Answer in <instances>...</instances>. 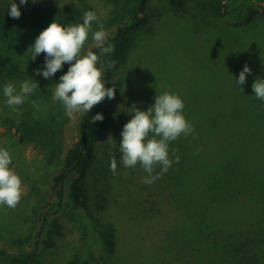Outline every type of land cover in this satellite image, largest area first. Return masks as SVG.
I'll list each match as a JSON object with an SVG mask.
<instances>
[{
	"label": "trees",
	"instance_id": "obj_1",
	"mask_svg": "<svg viewBox=\"0 0 264 264\" xmlns=\"http://www.w3.org/2000/svg\"><path fill=\"white\" fill-rule=\"evenodd\" d=\"M257 1L158 0V11L152 13L146 11L150 7L143 0L129 13L128 27L119 24L106 42L105 46H115L114 51L101 57L105 87H114L115 98L123 105L113 107V99L105 98L81 115L77 140L66 146L68 116L62 103L52 96L53 86L70 65L44 79L35 73L43 69L45 54L32 61L28 50L54 20L67 27L82 23L84 13L68 5L31 2L20 6L19 0H14L21 17L13 19L8 14L11 0H0V128L10 141L4 144L0 137V148L10 152L16 164L10 167L27 185L15 209L0 206V238L5 240L9 233L29 224L26 237L9 241L10 248L0 245V264H50L49 256L64 236L68 221L79 224L89 240L88 247L72 248L69 259L73 257L67 264H264V102L253 91H243L239 101L236 97L231 101L232 106L189 109L193 90L189 79L194 77L183 65L190 58L177 57V49L182 53L209 47L213 53L228 54L242 68L245 64L250 67L251 53L264 44V5L260 7ZM99 24L93 23V32L99 30ZM166 25L183 29L180 38L171 36L163 45L170 52V65L160 60L154 71L152 67L137 69L145 46L149 49L161 36L171 33L157 36L158 28ZM90 40L91 33L83 53ZM91 51L100 55L97 48ZM259 62L255 65L258 70L251 74L264 79V63ZM29 78L39 87L19 106L22 114L18 116L6 105L3 88L11 82L19 91L20 84ZM234 79L229 82L236 83ZM165 91L180 96L183 114L193 121L194 133L210 132L212 145H203L193 135L189 148L192 160L180 157L161 179L148 185L143 183L147 173L139 163L124 167L119 143L110 140V131L116 120L125 125L132 118L129 110L133 104L147 111L155 96ZM32 101L38 103L39 110ZM97 114L104 119L92 124L91 118ZM28 146L37 152L32 160L22 155ZM173 150L178 156V139L169 145V156L174 160ZM112 156L117 159L116 174L110 170ZM239 157L240 163H236ZM189 170L195 195L175 230L170 213L176 207L165 179L175 177L178 182L179 175ZM129 171L141 174L131 176ZM159 172L157 167L154 174ZM127 212L130 225L135 221L134 227L128 222V231H133L131 239L128 232V252L131 248L136 251V257L128 255V261L119 251L118 222L126 223L120 214ZM157 218L162 226L157 225Z\"/></svg>",
	"mask_w": 264,
	"mask_h": 264
},
{
	"label": "clouds",
	"instance_id": "obj_2",
	"mask_svg": "<svg viewBox=\"0 0 264 264\" xmlns=\"http://www.w3.org/2000/svg\"><path fill=\"white\" fill-rule=\"evenodd\" d=\"M29 0H19V5H27ZM33 3L36 0H32ZM8 14L13 19L21 17L19 6L11 0ZM98 17L94 11H87L82 16V23L69 24L67 27L55 22L44 29L34 44L29 48L31 60L45 54V63L42 70L38 69L35 75H42L44 79H50L62 70L65 64L70 65L67 72L60 76V82L53 86L52 99L62 103L65 114L74 118L77 114L83 115L92 111L93 107L104 101L115 98L116 89L105 87L104 61L101 59L106 54L114 51V45H106L108 39L104 25L99 24V30L93 32L92 25ZM91 33L94 47L100 50V55L89 50L83 53L86 41ZM111 67V64H109ZM251 74L247 64L239 73L237 84L241 87L246 83V76ZM39 87L37 81L29 78L24 80L19 91L11 82L3 88L5 103L8 107L21 115L19 106L25 103ZM242 89V88H241ZM254 96L264 102V79L257 78L252 84ZM154 105L147 111H142L132 105V118L124 125L121 132L119 150L121 160L126 168L136 166L138 163L143 168L146 177L143 183L151 185L161 179L164 173L172 167L173 163H179L180 157L175 155L173 160L169 156V145L181 135L188 137L195 131L194 126L183 114L184 103L177 94L165 91L156 95ZM33 106L39 110L36 101ZM102 114L91 118V123L102 122ZM19 123V120H17ZM111 138V137H110ZM13 157L7 149L0 148V206L15 209L21 201L23 194L22 180L10 165ZM159 173H155L156 168ZM110 170L113 174L117 171V159H110Z\"/></svg>",
	"mask_w": 264,
	"mask_h": 264
},
{
	"label": "rangeland",
	"instance_id": "obj_3",
	"mask_svg": "<svg viewBox=\"0 0 264 264\" xmlns=\"http://www.w3.org/2000/svg\"><path fill=\"white\" fill-rule=\"evenodd\" d=\"M32 0H29L28 3H31ZM39 4L43 5H68L71 8H80V10L83 11V13L87 11H94L97 14L98 22L102 23L104 26V30L107 32L108 39L107 41L112 38L116 31L117 26L120 24L124 26L125 28L128 27V15L132 13V11L139 5L143 3V0H123L120 3H109L105 0H36ZM158 0H146V6L148 5L150 9L146 7V11L156 13L158 11L157 6ZM257 5L262 7L264 5L263 0H259L256 2ZM131 5V7H129ZM129 7V8H128ZM130 13V14H129ZM169 18V15L167 16ZM113 21V24H110V22ZM166 28L159 27L157 31V36H160L162 33H165V31H170L167 36L157 39L155 43H153L150 48H147V45L142 50L139 61L136 64L137 69L141 70L142 67H152L154 71L156 69L157 64L160 60L168 61V53L164 50V43L168 42L172 38L171 36H176L177 38H180L183 32V29L180 27H175L172 29L171 26L166 25ZM174 38V37H173ZM106 41V42H107ZM203 42L205 45L206 43ZM90 46L88 47L87 51L92 50L94 47L93 40L89 41ZM168 44V43H167ZM166 46V45H165ZM182 50V49H181ZM181 50L177 49L178 56L180 57H189V62L184 63V67L188 71H190L191 77H194V79H189L190 86H193V90L190 96V100L188 102L189 109H193L196 107L199 108H210L214 106H232L233 103L231 102L235 97L237 101H239L238 96L241 95L239 92H249L253 91L252 84L257 79L256 75L250 74L246 76V83L243 86H239L236 83H230V78L235 77V81H238L239 73L243 70L242 67L236 65L229 57L228 54H221L219 52H211L209 47L203 49V50H194L193 52L184 51L181 53ZM86 51V52H87ZM254 52L251 53L253 56L249 62L252 63V65L249 67L251 69V73H256L258 69L255 68V65L261 63L262 61L264 63V44L253 50ZM86 54V53H85ZM262 57V58H260ZM165 63V61H164ZM168 64L170 65V62L168 61ZM182 70V68H181ZM187 76L188 73L184 72ZM188 79V77H186ZM242 88V89H241ZM234 91V92H233ZM126 92V91H125ZM124 92V93H125ZM188 101V100H187ZM113 107L115 105L119 106V104H122L119 99L115 98L113 99ZM104 105V104H103ZM81 115L77 114L74 118H69L66 123L65 127V144L72 145L74 141L77 140V133L79 128ZM193 124V121L191 122ZM124 124L120 123L119 121L113 126V128L110 131V140L116 141L120 144L121 132L123 130ZM225 131L222 130V134ZM193 135H197V138H199L200 142L203 145L208 146V144H211L210 142V132H203V131H197L196 133H193L192 135L188 137H184L181 135L179 140V157H185L187 160H192L191 155V149L190 144L193 139ZM0 137L2 140V143L7 144L9 143V139L7 138V132L4 131L3 128H0ZM17 143H19L17 137H14L13 139ZM217 146V137H214V142ZM212 145V144H211ZM189 150V151H188ZM188 151V153L185 155V153ZM36 151L32 148V146H28L26 148L22 149V155L25 156L27 160H32L36 156ZM236 163H240V157L235 160ZM225 163L230 166L228 162L225 161ZM13 166H16L15 162L12 163ZM191 171L187 173H183L182 175H179V181L177 182L175 180V177L170 179H165V182L167 184L168 190L173 193V201L174 206L176 207V211L173 213H170V217L174 219V229H177V223L179 220L182 221V219L185 217L187 212V206L191 203V197L195 195V187L192 186L191 183ZM135 174H141L140 171H136ZM129 175L134 176L135 174L128 172ZM182 179V180H181ZM142 180V179H141ZM23 187V193L27 192V185L22 182ZM121 217L123 216V219L126 223L119 221L120 223V249L119 251H123L125 254V258L128 261V255L132 257H136V251H134V248H131L128 252V232L130 233V239L132 238L133 231H128V222L130 225L128 212L127 214H120ZM148 220V219H145ZM157 225L164 224L160 218L156 219ZM74 224V225H73ZM71 221H68L66 224L65 234L64 236L59 240L58 247L54 249V253L49 256L50 264H67L68 261L73 257H70V251L72 248H78L80 249L82 246L88 247L87 239L89 240V237L86 236L83 233V229L79 224H75ZM131 225L134 227L135 221H131ZM130 225V227H131ZM29 224H25L23 228L20 229L19 232L16 231V233H9L7 238L5 240H2L4 238H0V245L9 247L11 243H8L9 241L12 242L13 239L17 237H26L27 235V229ZM98 228V227H97ZM165 228V225H164ZM159 230V227H157ZM3 231V230H2ZM0 231V232H2ZM37 230L35 229L32 231V234H35ZM136 233V232H135ZM144 235L146 234V230L143 231ZM135 237V235L133 234ZM134 240V239H133ZM10 248V247H9ZM29 248V247H28ZM87 251V250H86ZM85 251V252H86ZM84 257L81 258L83 260Z\"/></svg>",
	"mask_w": 264,
	"mask_h": 264
}]
</instances>
